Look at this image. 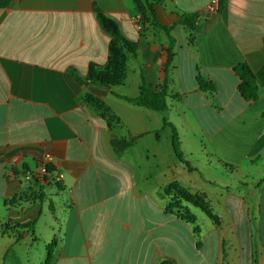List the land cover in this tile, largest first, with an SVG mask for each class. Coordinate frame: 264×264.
<instances>
[{
    "label": "crops",
    "instance_id": "0c3cea01",
    "mask_svg": "<svg viewBox=\"0 0 264 264\" xmlns=\"http://www.w3.org/2000/svg\"><path fill=\"white\" fill-rule=\"evenodd\" d=\"M212 1L157 3L170 34L134 0L0 9V264H25V249L46 264L53 240L51 264H264V0H218L221 19ZM94 6L135 53L102 30ZM186 14L198 15L194 29L180 23ZM170 35L176 56L162 113L133 100L143 81L164 85ZM239 64L257 78L256 101L239 92ZM114 139L132 144L117 153ZM45 155L50 176L29 180ZM172 185L202 194L211 214L191 202L182 209Z\"/></svg>",
    "mask_w": 264,
    "mask_h": 264
},
{
    "label": "trees",
    "instance_id": "16d2710c",
    "mask_svg": "<svg viewBox=\"0 0 264 264\" xmlns=\"http://www.w3.org/2000/svg\"><path fill=\"white\" fill-rule=\"evenodd\" d=\"M14 0H0V9L7 8L9 7ZM161 0H134V3L136 4L137 8L140 11H145L149 10L156 21V24L163 28L168 34H170L171 28L169 27H164L161 26L157 22V18L155 15L154 7L157 3H159ZM94 10L96 13V17L98 19V22L104 32L112 36L115 40L118 42H121L129 52L135 53L136 51V46L134 43L130 42L127 40L120 29V26L118 22L108 16L104 11H102L100 8L97 6H94ZM197 14H186L183 15L180 19L181 24H187L189 25L192 29H194V26L197 21ZM175 47V39L170 35V44L166 48V60L164 63V85L161 87V89H156L152 87L150 84H147L145 81H143L140 93L139 95L133 100L137 105L147 107L149 109H153L162 113H166L169 109V104H168V73H169V68L176 56V53L174 51ZM236 74L238 75L240 79V84H239V92L240 94L247 100L251 101H256L258 98V85H257V78L254 74V72L249 68L247 64H239L234 68ZM75 76L82 81H92L96 82L101 85H116L121 83L120 80H112L109 78H104V77H98V76H90L88 78H82L80 77L77 73H75ZM202 86L206 90L214 91L216 89V86L213 83L205 81L202 83ZM164 123L168 126H170L173 129V134H174V146L175 149L178 152V133L175 129V127L168 122V118H164ZM132 142H127L124 140L120 139H114L112 140V146L114 147L115 151L117 153H121L127 148L131 146ZM35 181L37 179L34 178ZM172 187L176 188L180 194V200L179 203H181V200L187 201V202H192L197 204V202H200L201 205H203L207 210L209 209L208 204L204 202V198L199 195V194H192L187 189L179 186V185H172ZM166 192H169L166 191ZM176 200V199H175ZM174 204H178V202H174ZM198 205V204H197ZM209 214H211V211L209 209ZM34 223L26 224L27 228H31ZM56 244V240H53L50 245L47 246V260L46 264H51L53 255H54V247ZM162 264H172L171 262H163Z\"/></svg>",
    "mask_w": 264,
    "mask_h": 264
},
{
    "label": "built area",
    "instance_id": "2783aa9c",
    "mask_svg": "<svg viewBox=\"0 0 264 264\" xmlns=\"http://www.w3.org/2000/svg\"><path fill=\"white\" fill-rule=\"evenodd\" d=\"M218 6H219L218 0H214L210 3L208 8L211 13H214L215 15H217L218 19H221V14L219 13ZM51 168H52V158L50 155H45L42 163L37 167L36 171L34 172L27 171L25 173V176L29 180H34L35 178L37 180L44 182L50 176ZM62 178H63L62 175H57L55 177V180L60 181Z\"/></svg>",
    "mask_w": 264,
    "mask_h": 264
},
{
    "label": "rangeland",
    "instance_id": "374dc122",
    "mask_svg": "<svg viewBox=\"0 0 264 264\" xmlns=\"http://www.w3.org/2000/svg\"><path fill=\"white\" fill-rule=\"evenodd\" d=\"M33 181V180H32ZM197 194H199V195H201L202 196V194H200V193H197ZM203 197V196H202ZM36 198H38V195L37 196H31L30 198H26V200H28V201H30L31 199H36ZM41 199H42V197H40ZM11 200V201H10ZM9 201V203H11L12 202V199H10ZM192 203V202H191ZM181 204H182V209H185V210H187V208H188V206H189V204L187 203V201H181ZM197 204H198V206L201 204L200 202H197ZM45 208H44V215H46L45 217L43 216V218L41 219V221H40V224H39V227H40V229H42L43 231H47L48 230V224H49V222H50V219H49V217H48V215H50L49 214V212L47 211L48 209H47V206L45 205L44 206ZM3 214H4V209H3V202H0V217H2L3 216ZM198 219L199 220H201V219H207V217H206V215L204 214V213H202V212H200L199 210H198ZM1 235V234H0ZM40 256V253H37L36 255H29L28 256V250H24V251H22V255H21V259H22V262L23 263H25V264H28L27 262H30V263H33V264H37V257H39Z\"/></svg>",
    "mask_w": 264,
    "mask_h": 264
}]
</instances>
